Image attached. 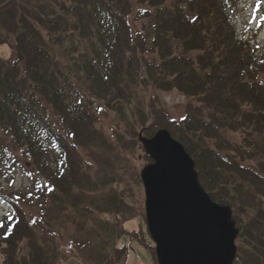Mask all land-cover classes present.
<instances>
[{
    "label": "trees",
    "instance_id": "obj_1",
    "mask_svg": "<svg viewBox=\"0 0 264 264\" xmlns=\"http://www.w3.org/2000/svg\"><path fill=\"white\" fill-rule=\"evenodd\" d=\"M133 1L152 21L143 32L129 23ZM0 45L11 49L9 60L0 56V159L4 140L25 151L61 211L85 205L116 240L129 235L144 246L143 227L125 230L146 223L134 194L142 186L137 150L165 129L195 161L211 199L232 209L235 264H264V57L238 39L223 0H0ZM151 90L189 98L185 117L172 118ZM93 101L115 115L111 133ZM52 148L56 171L44 160ZM0 196L12 211L0 224V264L79 259ZM102 247L100 264L128 255L109 238Z\"/></svg>",
    "mask_w": 264,
    "mask_h": 264
},
{
    "label": "rangeland",
    "instance_id": "obj_2",
    "mask_svg": "<svg viewBox=\"0 0 264 264\" xmlns=\"http://www.w3.org/2000/svg\"><path fill=\"white\" fill-rule=\"evenodd\" d=\"M229 6L228 15L239 38L253 40V48L260 57L264 56V3L259 4V11H256L258 0H224ZM133 11L129 17V23L134 33L143 32L150 28V19H140L141 11H147L135 1L132 3ZM246 41V40H245ZM198 53L191 55L196 57ZM0 56L9 60L11 49L7 45H0ZM150 94L161 108L168 111L174 119H182L186 115V105L189 98L179 92H160L151 90ZM102 128L111 133L116 124V117L103 109L97 101L92 102ZM10 142V141H9ZM9 142L5 143L6 154L0 159V195H5L17 201L27 212L29 219L35 222L37 234L42 231L55 232L58 236L61 248L70 252L71 248L77 252L79 259L71 260L67 264H100L103 254L100 256V247L105 244L106 238L117 242V248H128V255L123 264H155L150 247L155 244L149 235L147 225L143 218L136 219L125 226L128 232L137 231L143 227L144 236L142 241L131 238L129 235L116 240L112 237L107 226L102 225L97 219L89 217L81 208L65 209L61 211L58 203L53 199L48 179L43 172L25 151L12 148ZM137 150V166L141 171L152 163L146 159V151L143 145ZM88 159V154L82 151ZM150 158V157H149ZM60 155L55 149L45 155L44 160L49 164V170L56 171L59 167ZM48 170V171H49ZM134 194L138 204L145 213V191L143 184L134 188ZM63 208V207H62ZM12 213L11 206L4 197L0 196V224L7 215ZM98 233H101L99 237ZM103 244V245H102ZM103 248V247H102ZM23 252H27V244H23Z\"/></svg>",
    "mask_w": 264,
    "mask_h": 264
},
{
    "label": "water",
    "instance_id": "obj_3",
    "mask_svg": "<svg viewBox=\"0 0 264 264\" xmlns=\"http://www.w3.org/2000/svg\"><path fill=\"white\" fill-rule=\"evenodd\" d=\"M141 142L152 161L141 181L158 264H235L240 231L232 209L206 193L184 146L165 129Z\"/></svg>",
    "mask_w": 264,
    "mask_h": 264
},
{
    "label": "snow or ice",
    "instance_id": "obj_4",
    "mask_svg": "<svg viewBox=\"0 0 264 264\" xmlns=\"http://www.w3.org/2000/svg\"><path fill=\"white\" fill-rule=\"evenodd\" d=\"M261 3H264V0H258V4H257V8H256V11L258 12L259 11V4ZM2 226V225H0Z\"/></svg>",
    "mask_w": 264,
    "mask_h": 264
}]
</instances>
